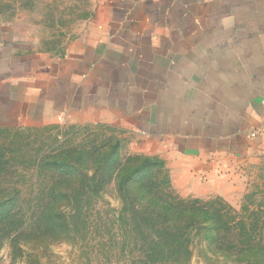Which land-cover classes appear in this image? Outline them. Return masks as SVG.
Instances as JSON below:
<instances>
[{"label":"rangeland","instance_id":"rangeland-1","mask_svg":"<svg viewBox=\"0 0 264 264\" xmlns=\"http://www.w3.org/2000/svg\"><path fill=\"white\" fill-rule=\"evenodd\" d=\"M99 11L97 0H0V36L6 51L62 57L103 32ZM46 122H0V264H264V150L188 194L134 119ZM190 201L219 220L195 219L187 252L161 255L150 246L169 237L160 224L180 233L175 212Z\"/></svg>","mask_w":264,"mask_h":264},{"label":"crops","instance_id":"crops-1","mask_svg":"<svg viewBox=\"0 0 264 264\" xmlns=\"http://www.w3.org/2000/svg\"><path fill=\"white\" fill-rule=\"evenodd\" d=\"M97 3L106 28L62 57L0 36L2 125L132 118L188 194L264 150V0Z\"/></svg>","mask_w":264,"mask_h":264},{"label":"trees","instance_id":"trees-1","mask_svg":"<svg viewBox=\"0 0 264 264\" xmlns=\"http://www.w3.org/2000/svg\"><path fill=\"white\" fill-rule=\"evenodd\" d=\"M146 163L148 164V166L144 170L146 172H149V170L153 166H155V162H152L151 160H147ZM186 203H188V202H186ZM196 204H198V203L194 202V201H190L189 206H192L193 208L192 207L191 208L190 207H184L182 209L176 210L175 213L178 215L177 218L178 219H186V221H187L186 224L184 225V227H182V230H179L180 233L170 237V235L172 234L170 229H173L174 226L170 225V223L167 222L168 221V219H167V221L161 223L160 225L163 226L161 229L164 228L163 233H165L169 237H167V240L164 243H160L156 240L157 242H152L150 246H158V244H159L158 248H160L161 255H164V252H168L169 255L176 254V253L178 255V253H182V251L187 252V248H185L184 246L189 245V243L191 242L192 239L197 238L196 235L191 234L192 227L198 225L195 223V219L204 215L208 220H213V219L219 220L218 219V217H219L218 213L216 214V212H214V211L211 213L208 210H202L200 208H197L195 206ZM142 221H143L144 227L146 226L148 229H151V230H153V232L156 233V231H157L156 227L158 226V224L151 217L144 216ZM201 228H204V226H201ZM213 229H215V227ZM203 237H205V236H203ZM167 260H168V256L167 257L162 256V258H156V259L151 260L149 264L163 263Z\"/></svg>","mask_w":264,"mask_h":264},{"label":"built area","instance_id":"built-area-1","mask_svg":"<svg viewBox=\"0 0 264 264\" xmlns=\"http://www.w3.org/2000/svg\"><path fill=\"white\" fill-rule=\"evenodd\" d=\"M261 133L263 134V137H264V131H262ZM256 135H257L256 132H253V133L250 134V138L251 139H255Z\"/></svg>","mask_w":264,"mask_h":264}]
</instances>
